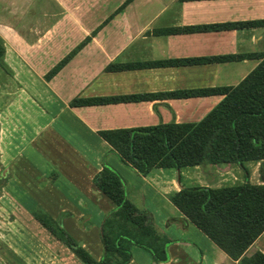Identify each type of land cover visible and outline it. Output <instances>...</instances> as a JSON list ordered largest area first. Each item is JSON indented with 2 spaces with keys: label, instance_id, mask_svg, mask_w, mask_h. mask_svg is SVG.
Returning a JSON list of instances; mask_svg holds the SVG:
<instances>
[{
  "label": "crops",
  "instance_id": "0c3cea01",
  "mask_svg": "<svg viewBox=\"0 0 264 264\" xmlns=\"http://www.w3.org/2000/svg\"><path fill=\"white\" fill-rule=\"evenodd\" d=\"M50 1L61 5V0ZM124 2H90L87 16L71 19L66 34L59 28L58 17L47 30L57 26V33L43 40L17 34L13 8V20L0 18V38L5 46L0 62L1 192L12 196L13 201L19 200L18 195L23 197L22 202H30L27 212L31 218L36 210L58 219L94 257L100 258V225L115 204L94 185L93 177L107 162L124 177L127 197L138 207L147 208L158 229L172 239L166 260L156 261L147 249L133 244L127 264H240L168 198L169 192L193 182L188 174L190 166L177 168V180L174 175L163 177L152 171L142 175L119 159L98 130L201 119L222 94L168 96L163 92L239 82L260 58H197L264 53V24L244 23L264 19V0H130L121 7ZM9 8L8 3L4 4L3 10ZM96 12L100 19H94ZM217 23L224 25L182 29ZM88 36L62 67L51 77L45 76ZM112 64L129 65L116 68L110 67ZM133 93L150 96L70 104L75 96ZM252 164H248L251 181L261 162ZM236 167L234 178L242 181L244 171ZM213 182L200 184L220 185ZM16 218L12 220L16 222ZM53 239L62 244L57 237ZM62 246L74 259L70 263L59 259L53 262L82 264L66 245ZM256 250L264 252V230L245 253Z\"/></svg>",
  "mask_w": 264,
  "mask_h": 264
},
{
  "label": "trees",
  "instance_id": "16d2710c",
  "mask_svg": "<svg viewBox=\"0 0 264 264\" xmlns=\"http://www.w3.org/2000/svg\"><path fill=\"white\" fill-rule=\"evenodd\" d=\"M129 1L125 0L121 7ZM244 23L264 24V19ZM222 25H192L182 29L218 28ZM88 38L53 65L45 76L51 77ZM4 52V42L0 38V62ZM244 57H258L260 60L236 84L163 92L168 96L222 94V98L201 119L106 128L98 130V133L122 162L142 175L157 167L240 166L244 171L242 181L220 185L182 184L179 189L169 192L168 198L231 258L238 259L240 264H264L263 251L245 253L264 230V53H228L197 59L223 61ZM128 65L112 64L110 67L123 68ZM148 96L150 94L145 93L75 96L70 104L105 103ZM252 161H260L263 167L260 182L249 179L248 162ZM93 183L115 204L100 225L103 244L100 258L94 257L46 212L34 210V216L64 242L83 264H127L132 258L133 244L147 249L156 261L166 260L167 246L172 239L158 229L147 208L138 207L127 197L122 174L109 163L103 162L102 168L93 177Z\"/></svg>",
  "mask_w": 264,
  "mask_h": 264
},
{
  "label": "rangeland",
  "instance_id": "374dc122",
  "mask_svg": "<svg viewBox=\"0 0 264 264\" xmlns=\"http://www.w3.org/2000/svg\"><path fill=\"white\" fill-rule=\"evenodd\" d=\"M11 1L12 0H0V9H2L0 10V18L13 20L12 18L14 17L10 14L11 8H13L14 16L17 21H15L18 31L17 34L27 39L39 38L41 40L52 38V36L57 33V26L51 28L49 31L47 30L58 17L61 19L59 28L66 34L67 30H69V26L67 25L71 19L75 17H86V9L89 7L90 2H95V0H61V5L58 4V6L57 4H53L50 0H13V6H11ZM27 2L28 4L26 5ZM6 3H8L10 7L9 10H3V6ZM32 9L34 10L31 11ZM93 16L95 17L94 19H100V14L98 12L93 13ZM77 28L82 29L81 27ZM248 164L253 165L252 162H248ZM189 168L190 173L188 174L193 182L186 183L182 175L181 178L183 183L185 182V185L200 182L212 183L213 181L217 184H224L232 180L238 181L234 178V174H237L236 164L233 165V168L232 164L223 166L209 165L206 167L199 165L198 168H192V166ZM262 168L263 167L260 165L258 167L257 176H251L252 181H257L261 178L264 169ZM151 171L152 174L162 175L163 177H168L171 174L175 176L176 180L178 179V170L175 167L161 169L153 168ZM212 177L218 178L212 179ZM2 190L3 188L1 187L0 264H56L53 261L57 262L58 259L63 263H70L74 258L70 252L63 249L62 244L65 245L64 242L61 241L62 244H58V242L53 239V236H56L44 226L40 220L35 216H33V218L29 216L30 214H28L27 211L30 202H22L21 198L23 197L18 195L17 198L20 201H13L12 196H4L5 194L1 192ZM8 192H10V190ZM46 214L49 215L48 213ZM14 216L17 217L16 222L12 220V218H15ZM55 220L59 222L58 219ZM52 252H54L57 257Z\"/></svg>",
  "mask_w": 264,
  "mask_h": 264
},
{
  "label": "water",
  "instance_id": "95a60500",
  "mask_svg": "<svg viewBox=\"0 0 264 264\" xmlns=\"http://www.w3.org/2000/svg\"><path fill=\"white\" fill-rule=\"evenodd\" d=\"M179 169V168H178Z\"/></svg>",
  "mask_w": 264,
  "mask_h": 264
}]
</instances>
